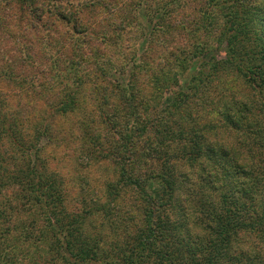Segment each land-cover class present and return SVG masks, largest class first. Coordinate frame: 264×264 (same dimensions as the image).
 Here are the masks:
<instances>
[{"label":"rangeland","instance_id":"1","mask_svg":"<svg viewBox=\"0 0 264 264\" xmlns=\"http://www.w3.org/2000/svg\"><path fill=\"white\" fill-rule=\"evenodd\" d=\"M255 7L251 3L248 11L260 18L258 28L264 33V9ZM229 13L223 5L216 10L210 0H0V166L11 156L19 157L17 137L32 148L35 144L33 152L59 181L67 212L79 218L86 236L99 239V246L115 257L119 252L114 246L144 226L146 213L143 195L123 178L122 166L134 161L127 168L135 177L153 170L145 147L157 135H147L140 127L144 134L134 137L128 127L132 121L150 131L159 116L175 131L184 130L187 141L194 138L189 130L210 144L223 137L245 141L247 134L241 136L228 122L232 109L233 123L253 134L250 145L246 141L237 151L222 152L235 157L251 149L256 168L248 171L260 175L264 147L251 145L262 144L254 133L264 132V90L226 64L230 42L214 40ZM213 55L224 61L222 72L213 71ZM227 127L234 129L228 132ZM175 131L162 132L159 138L169 142L170 155L176 157L184 141ZM216 155L222 157L221 149ZM189 187L195 211L199 200L219 205L216 193L203 198L200 193L205 192L197 185ZM15 188H2L0 201L8 198L15 204ZM15 214L13 226L25 217ZM1 225L2 219L0 264H67L55 252L46 256L26 245L25 238L17 245L6 241L5 235L11 239L18 232L7 230L5 222ZM241 240L255 247L251 257L259 260L260 255L264 264V248L256 255L262 245L258 239L244 235ZM43 242L37 246L47 248Z\"/></svg>","mask_w":264,"mask_h":264},{"label":"trees","instance_id":"2","mask_svg":"<svg viewBox=\"0 0 264 264\" xmlns=\"http://www.w3.org/2000/svg\"><path fill=\"white\" fill-rule=\"evenodd\" d=\"M210 3L216 10L221 9L222 5L230 10L224 19V29L214 39L216 43L220 41L219 44L230 42L224 53L226 64L232 66L248 84L264 90V33L258 28L260 18H255L248 11L251 3L257 5L255 10L264 9V0H210ZM218 14L216 11L215 23L220 20ZM60 15L64 20L71 21L70 16L64 13ZM211 58L213 71L222 72L224 61L217 55ZM72 69L68 71L70 74ZM185 93V90L179 92L182 97ZM224 109L227 110L226 106ZM231 116L232 109L227 114L228 122L235 125L241 136L247 134L245 141L238 140V137L235 141L223 137L217 138L215 144H210L204 135L186 130L189 136H194L187 141L184 130L175 131L177 129L174 126L157 119L159 116L150 131H147V125L140 124L138 120L132 121V127L128 125L134 137L142 129H146L147 135L157 137L145 147L150 153L151 159H148L147 165L153 169L151 173L146 174V177H135V172L127 168L134 162L131 160V163L122 166L123 178L143 195L146 213L143 217L144 226L135 234H129L124 244L114 246L119 252L117 257L113 253H106L99 246V239H92L83 233L79 218L66 210L59 181L45 170L38 154L33 152L36 145L33 143L32 148L17 137L14 144L15 149L19 150V157L11 156L7 161L3 160L4 164L0 166L1 172H4L0 175V190L16 187L15 204L8 198L0 201L1 226L5 222L7 230L11 228L18 232L11 239L5 235L6 241L15 243L25 238L29 241L26 245L45 252L46 256L55 252L67 264H262L259 254L260 248H264V170H261L260 175L248 171V168L255 166L254 157L249 156L253 152L251 149H242L238 155L233 154L235 157L222 152L224 149L236 150L238 144L244 146L246 141L249 144L248 139L253 134L250 129L246 128V132L237 123L234 124V117ZM257 122L260 127L262 123L260 120ZM136 127L138 132L134 134ZM227 129L230 132L234 128ZM171 131L179 133L180 139L184 141L176 157L170 155L169 142L159 138L163 136L162 132ZM254 134L261 138L260 141L257 137L256 141L262 144L255 146L252 142L251 146L262 150L264 132L257 129ZM142 135H138V138ZM124 142L128 144L129 141ZM218 149H221L222 157H216ZM163 154L166 156L163 157ZM180 167H190L191 172L197 169L200 173L195 175L194 171V174H189ZM189 183L191 187L197 185L205 192L200 193L203 198L210 197L208 192L219 195V205H209L199 200V208L195 211L188 195L192 193ZM183 188L186 189L185 197L181 195ZM15 213H22L25 217L19 218L13 226L11 221L17 216ZM244 235L249 238L254 235L262 244L256 254L259 260L251 257L255 247L243 244L241 239ZM39 242H43L47 248L37 246ZM14 243L8 246L16 248L17 244ZM237 244L244 248L236 247Z\"/></svg>","mask_w":264,"mask_h":264}]
</instances>
